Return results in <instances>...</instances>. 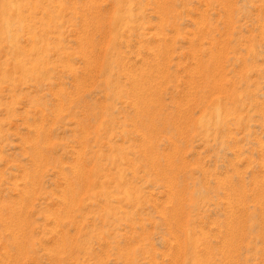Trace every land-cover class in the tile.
<instances>
[{
	"label": "rangeland",
	"instance_id": "1",
	"mask_svg": "<svg viewBox=\"0 0 264 264\" xmlns=\"http://www.w3.org/2000/svg\"><path fill=\"white\" fill-rule=\"evenodd\" d=\"M0 264H264V0H0Z\"/></svg>",
	"mask_w": 264,
	"mask_h": 264
}]
</instances>
